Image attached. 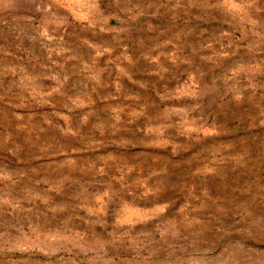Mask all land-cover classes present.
Returning a JSON list of instances; mask_svg holds the SVG:
<instances>
[{"label": "rangeland", "instance_id": "1", "mask_svg": "<svg viewBox=\"0 0 264 264\" xmlns=\"http://www.w3.org/2000/svg\"><path fill=\"white\" fill-rule=\"evenodd\" d=\"M91 1L4 36L0 264H264V0Z\"/></svg>", "mask_w": 264, "mask_h": 264}, {"label": "crops", "instance_id": "2", "mask_svg": "<svg viewBox=\"0 0 264 264\" xmlns=\"http://www.w3.org/2000/svg\"><path fill=\"white\" fill-rule=\"evenodd\" d=\"M91 0H0V53L4 36L11 44L47 45L51 37L58 38L76 23L94 31L106 29L111 18L102 9L101 16H89L91 8L99 7ZM52 29L57 31L52 35ZM63 32V33H61ZM20 39L24 41H19ZM45 68V63H42ZM38 65V63L36 64Z\"/></svg>", "mask_w": 264, "mask_h": 264}]
</instances>
